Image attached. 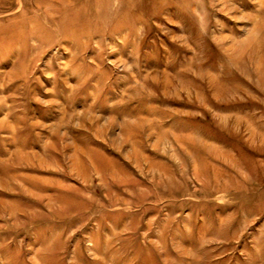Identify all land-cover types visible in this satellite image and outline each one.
<instances>
[{
  "label": "rangeland",
  "instance_id": "374dc122",
  "mask_svg": "<svg viewBox=\"0 0 264 264\" xmlns=\"http://www.w3.org/2000/svg\"><path fill=\"white\" fill-rule=\"evenodd\" d=\"M0 264H264V0H0Z\"/></svg>",
  "mask_w": 264,
  "mask_h": 264
}]
</instances>
